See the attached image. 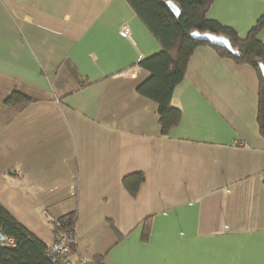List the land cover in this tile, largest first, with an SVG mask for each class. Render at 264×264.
I'll return each mask as SVG.
<instances>
[{
	"label": "crops",
	"instance_id": "0c3cea01",
	"mask_svg": "<svg viewBox=\"0 0 264 264\" xmlns=\"http://www.w3.org/2000/svg\"><path fill=\"white\" fill-rule=\"evenodd\" d=\"M263 14L264 0H213L207 17L245 38ZM159 51L124 0H0V204L46 245L76 209L74 257L90 262L264 264L255 72L195 48L163 137L136 92ZM13 92L32 101L5 105ZM132 173L145 175L135 199Z\"/></svg>",
	"mask_w": 264,
	"mask_h": 264
},
{
	"label": "trees",
	"instance_id": "16d2710c",
	"mask_svg": "<svg viewBox=\"0 0 264 264\" xmlns=\"http://www.w3.org/2000/svg\"><path fill=\"white\" fill-rule=\"evenodd\" d=\"M144 28L159 45L160 51L139 62V66L149 73L136 92L156 103L160 135L167 137L171 130L179 125L181 111L171 103L175 87L183 80L195 48L205 46L213 49L223 59L235 65H247L253 69L258 81L257 93V129L264 139V75L260 66L264 67V43L258 38L264 28V14L248 31L245 38H240L228 26L207 17L213 0H124ZM173 2L180 15L175 17L166 5ZM193 32L209 33L226 38L233 52L210 45L208 42L193 39ZM86 84L80 83L79 87ZM30 98L13 92L4 104L12 106L30 102ZM145 181L143 173H132L122 179V186L133 199ZM150 217L142 222L141 241L148 242L151 231ZM77 223L76 209L52 219L50 226L53 232L52 242L63 234L75 236ZM0 233L4 238L14 241L13 247L0 246V264H53L45 256L48 245L42 243L26 227L13 218L0 204ZM69 253L75 255L76 243L70 246ZM103 256H94L89 264H103Z\"/></svg>",
	"mask_w": 264,
	"mask_h": 264
},
{
	"label": "built area",
	"instance_id": "2783aa9c",
	"mask_svg": "<svg viewBox=\"0 0 264 264\" xmlns=\"http://www.w3.org/2000/svg\"><path fill=\"white\" fill-rule=\"evenodd\" d=\"M93 58V54H91ZM127 74L130 77H134L135 73L133 69H129ZM12 244V241L6 239ZM76 243V237L70 233L63 234L61 237L56 238L48 245L46 251V258L53 264H89L90 260L85 257H74L69 253L70 246ZM13 245V244H12ZM4 247H11L9 244H5Z\"/></svg>",
	"mask_w": 264,
	"mask_h": 264
},
{
	"label": "water",
	"instance_id": "95a60500",
	"mask_svg": "<svg viewBox=\"0 0 264 264\" xmlns=\"http://www.w3.org/2000/svg\"><path fill=\"white\" fill-rule=\"evenodd\" d=\"M167 7L169 8L170 12L175 16L178 17L180 15V11L178 7L171 1L166 2ZM193 39L208 42L210 45L217 46L223 49L228 50L229 52H232L233 54H236V52L232 51V48L230 46L229 41L224 37H217L215 35L204 33L199 34L198 32H193L190 35ZM261 71L264 75V67L260 66ZM3 239V235L0 233V241Z\"/></svg>",
	"mask_w": 264,
	"mask_h": 264
},
{
	"label": "rangeland",
	"instance_id": "374dc122",
	"mask_svg": "<svg viewBox=\"0 0 264 264\" xmlns=\"http://www.w3.org/2000/svg\"><path fill=\"white\" fill-rule=\"evenodd\" d=\"M91 58H92V57H91ZM6 239H7V238H4V236H3V239L0 241V246H1V247H3L5 244H9V245H11V243L8 242Z\"/></svg>",
	"mask_w": 264,
	"mask_h": 264
}]
</instances>
